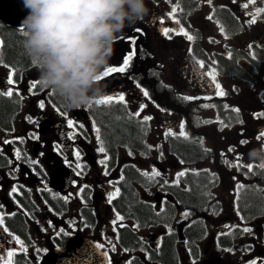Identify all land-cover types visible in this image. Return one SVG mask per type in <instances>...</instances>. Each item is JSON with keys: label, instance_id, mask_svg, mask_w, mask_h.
<instances>
[{"label": "flooded vegetation", "instance_id": "flooded-vegetation-1", "mask_svg": "<svg viewBox=\"0 0 264 264\" xmlns=\"http://www.w3.org/2000/svg\"><path fill=\"white\" fill-rule=\"evenodd\" d=\"M147 2L149 15L131 28L141 29L143 33L136 41V55L125 72L111 74L101 81L104 92L96 99L123 94L124 102L133 103L138 111L141 105H147L144 109L147 115L160 120L163 127L177 130L179 125L173 117L164 113L150 97H144L145 89L138 84L147 87L145 80L136 77L137 68L142 71L147 68L145 55L150 49L146 37L153 34L155 41L162 42L165 51H170L167 55L173 59L175 77L172 84L179 93L211 95L215 85L203 75L206 72L199 67L192 48L185 49V35L176 34L181 27L185 31V19L169 15L172 10L166 0ZM244 2L246 0H236L235 3L217 0V4L232 16L234 10L239 11L240 16L254 12L255 5L243 9ZM175 20L180 23L176 24ZM191 22L194 21L191 19ZM4 25L17 30L25 47L26 59L16 61L28 63L26 68H29L35 55L26 46L25 30L1 21L0 63L6 61L2 29L10 31ZM166 27L174 28L176 32L165 36ZM132 47L130 44L128 51L123 49V58L131 53ZM117 49L109 66H122L123 58L121 61L115 58ZM204 60L208 61L209 56L205 55ZM1 79L4 80L2 72ZM13 80L18 89L20 85V91L15 93L19 104L12 103L9 124L0 119V213L5 217V224L0 226V256L7 260V251L15 252L8 264H39L49 249L64 247L68 240L79 236L97 245L103 244L100 249L107 256V264L264 262V187L258 183L246 185L237 194L240 179L236 177L231 178L230 188L220 186L223 176L230 174L231 168L236 169L235 175L239 176L243 171L248 172L246 168L230 166L236 163L237 155L245 165L260 163L248 157L251 149L264 145V139H256L260 127L253 119L244 118L232 126L226 124L215 129L214 146H221L223 155L229 156L227 167L189 169L187 178H180V183L176 184V175L184 167L173 168L170 166L173 163L168 161L154 181L149 183L143 171L136 172L139 182L125 183L128 165H118L117 161V155L120 162L123 161L120 158L122 151H115L112 146L105 153L98 151L101 138L97 139L93 108H102V104H96L94 99L91 107L69 110L55 91L40 83L36 89H31L33 82L41 81L39 63L26 71L15 69ZM257 87L254 90L247 88L248 93L254 95L253 105L260 102L263 94L261 86ZM175 92L172 87L168 94L174 97ZM41 100L45 101L44 109L38 106ZM69 119L75 122V127H68ZM241 139H247L249 143L240 144ZM229 147H234L235 151L228 152ZM15 149L21 152L19 159L15 156ZM77 150L80 151L79 157L75 155ZM105 159L106 164H102ZM258 171L259 167H254L248 173L255 174L256 180L263 179L257 175ZM198 172L214 175V182L198 183ZM57 176L62 186L68 183L60 191L52 186V178ZM13 188L17 189L15 193ZM117 188L119 193L110 199V194ZM129 198L136 200L135 205ZM185 212L188 213L186 217ZM117 213L124 219L117 220ZM4 227L12 236L3 231ZM244 227L252 231L245 233L242 231ZM60 230L70 235L64 236ZM15 236L24 241L27 252L15 243Z\"/></svg>", "mask_w": 264, "mask_h": 264}, {"label": "clouds", "instance_id": "clouds-1", "mask_svg": "<svg viewBox=\"0 0 264 264\" xmlns=\"http://www.w3.org/2000/svg\"><path fill=\"white\" fill-rule=\"evenodd\" d=\"M26 46L37 57L42 84L69 110L103 95L97 78L128 28L149 15L147 0H23ZM264 163V145L249 151Z\"/></svg>", "mask_w": 264, "mask_h": 264}, {"label": "rangeland", "instance_id": "rangeland-1", "mask_svg": "<svg viewBox=\"0 0 264 264\" xmlns=\"http://www.w3.org/2000/svg\"><path fill=\"white\" fill-rule=\"evenodd\" d=\"M170 8H174L171 4L169 6ZM201 9L198 12V15H192V19L195 20L194 24V32H199L201 36V44L202 49H204L208 56L212 58L207 64L206 69L209 72L214 71V75H218L219 79H221V82H217L221 85V88L224 91L223 96L217 95L215 92L213 94L212 99H203L200 98L199 103H204L205 108H202L199 111V116L197 114V108L194 115V123L191 124L188 120V116L185 115L182 112L179 113H170L174 116L175 121H177L179 125V130L181 129V124H183V129L186 126H193V132L198 137L200 142L203 146L206 144L209 145V148L213 147L214 142V136H213V126L219 125L220 121L217 119L216 115L218 114L217 109H215V112L212 110L216 101H226L227 107H230L232 109H240V111L244 112L246 109V106H250L254 101V95H250L248 93V89H244L245 85H248V87L255 88L258 86H261V90L264 88V52H256L255 47L253 46V42L255 38L257 37V34L259 30H261V33L264 37V17L256 16V23L250 24L248 21L250 20L249 16H245L242 18V29L240 33L234 35V36H227L224 31H221V27L217 25L216 23H212V21L207 19V16L211 13V10L208 9V6L206 5V1L202 0L201 2ZM256 7H264V1L263 0H257ZM193 40V39H192ZM188 40V38L185 39V49L189 50V44L192 42ZM128 41V40H126ZM146 43L147 46L150 48L151 57L153 60L152 65L161 64V69L163 71L162 79L169 80L170 82H173L175 80V77L173 75V68L172 63L173 59L172 57H169L164 49V44L162 42H156L154 35L150 34L148 37H146ZM262 47L264 48V39L261 41ZM229 47H236L238 49H247L252 50V53H249L252 62L251 65L253 66V69L249 70V68L242 63L238 59L239 63V69L245 71L248 75L251 76L250 81L242 80L237 77H223L220 76L217 72L215 67L213 66L212 62L214 59H217L218 62V56H229L226 54V51L229 50ZM120 48L123 49V44L120 45ZM254 54V58H253ZM255 57L257 60H255ZM2 70L4 72L9 73L7 71V67L5 65H1ZM243 67V68H241ZM3 73V72H2ZM10 75V73H9ZM148 87H152V92L154 94H160V89L156 88L161 83V78L155 77L153 79L148 80ZM258 88V87H257ZM149 90V89H148ZM252 91V90H251ZM164 98L165 96L162 95ZM118 102V101H117ZM111 102L110 104H112ZM124 103V102H119ZM117 104V103H116ZM258 106L255 105L254 109ZM248 108V107H247ZM253 109V107H251ZM110 110L116 112L119 115L120 121H123L120 116L121 110L117 107L110 106ZM180 110H186L187 107ZM134 110V106H133ZM229 121V119H228ZM150 125V133L147 135L146 139V147L148 150V153L146 155H123V156H131L134 158L135 162L139 165V167L143 171H148L151 173L152 171V162L153 160H156L160 157H164L169 161H172L175 163L176 167H180V162L176 160L173 156L167 155L168 147H167V141H166V132H169L168 129H162L161 127L156 124L155 119H152L151 121H148ZM161 130V131H160ZM178 130V131H179ZM118 137V136H117ZM120 137V136H119ZM122 138V137H121ZM130 143H134L129 141ZM164 153L165 155H162ZM168 157V158H167ZM226 165V159H224L223 155H212L209 159H207L203 166L207 167L211 170L217 169L218 167L223 168ZM186 166V165H185ZM236 177L235 176V170L231 169L230 174H225L222 179V183L220 186H223L225 189H228L231 187L230 179ZM149 178V177H148ZM156 178V177H155ZM154 179V178H149Z\"/></svg>", "mask_w": 264, "mask_h": 264}, {"label": "snow or ice", "instance_id": "snow-or-ice-1", "mask_svg": "<svg viewBox=\"0 0 264 264\" xmlns=\"http://www.w3.org/2000/svg\"><path fill=\"white\" fill-rule=\"evenodd\" d=\"M232 2L235 3L236 0H232ZM207 3L211 5L212 4V0H207ZM256 4H257V0H246V2H244L242 4V7H243V9H249L250 5H256ZM175 12H176V9L173 8L172 9V12L169 15L174 16ZM262 13H264V7H256L255 10H254V12H248L247 15L250 17V20L248 21V23L255 24L256 23V16H258V15H260ZM207 19L211 21L213 19V15L209 14L207 16ZM161 23H163V21H161ZM175 23L176 24H179L180 21L179 20H175ZM220 30L223 31V28H221ZM136 32L138 34H143L141 29H136ZM172 32H176V30L174 28H171V27H166L164 29V35L165 36H169V33H172ZM176 34L177 35H186L189 41H191L193 39V37L191 35H188V33L184 31L183 27H181L180 30L178 32H176ZM25 35H26V33H25ZM137 38H138L137 36H128V37H126V39L133 46L131 53L129 55H127L126 57L123 58L122 66H118V67L117 66H109V67H107L104 70V72L102 73V75L97 78L98 80H103L105 77H109V76H111V74H114V73H123V72H125L129 68L130 62L132 61L133 56L136 55L135 45H136ZM169 38H171V37H169ZM121 39H125V37H121ZM228 55H229V58H231V53H229ZM253 58H254V54H253ZM198 64H199V67L201 69H203L205 67V63H204L203 60L198 61ZM214 71L215 70H213V72L203 73V75H205L206 77H209L211 79L212 83L215 85V88L218 90L216 94L219 95V96H223L225 93H224L223 89L221 88V85L219 83H216L217 77L214 75ZM7 82H8V84H13L14 83V81L12 79H9ZM37 83L42 84L41 81L33 82L31 84V89H36ZM137 86L139 87V85H137ZM12 94L13 93H12L11 90H9L6 93V95H8V96H11ZM143 95H144V97H149L148 91L147 90H143ZM183 98L185 100L191 101V100H194V99H200L201 97H192V96H186L185 95ZM211 98L212 97H210V96L203 97V99H211ZM113 101L124 102L125 101V96L123 94H121L119 96L106 95L103 98L96 99L95 100V103L96 104H106V103H111ZM38 106L41 109H44L45 108V101H43V100L39 101ZM53 106L55 107V105H53ZM88 106L91 107L92 106V103H90ZM205 106H207V105H205ZM146 107H147V105H141L140 108H139V111H137L135 113V116L139 117L140 114H141V112H143ZM161 110H163V109H161ZM57 111H59V109H57ZM235 111L238 112L239 109H235ZM61 114H63V113H61ZM258 117H264V112H260L258 114ZM29 119H31V118H29ZM143 119H144L145 122H147V121H151L153 119V117L152 116H149V115H145L143 117ZM67 124H68V127L69 128H73V127L76 126L75 125V122L72 119H69L67 121ZM79 127L80 128H83V125H79ZM183 127H184L183 124H181V129H183ZM99 131H100V129L99 128H96L97 139L98 140H100ZM75 135H76V133H73V136H75ZM165 135H175V133L169 131V132H166ZM180 135L186 137L187 136V133L184 132L183 130H181ZM33 138L38 139V137H36V136H34ZM256 139L257 140L264 139V132H261L256 137ZM5 143H11V141H5ZM248 143H249V141L247 139H241L240 140V144L246 145ZM57 148H59V145H57ZM98 151L100 153H105V151H106L105 147L103 146V141L102 140H101V145H100ZM233 151H235V148L234 147H229L228 148V152H233ZM75 155H76V157H79L80 156V151L77 150L76 153H75ZM15 156H16L17 159H19L21 157V152H20L19 149H15ZM235 161H236V163L233 164V165H230V166H235L237 168H246L248 172H252V170H253L254 167L264 168V163H259L258 165L255 164V163H249V164H246V165L243 164V163H241V157L239 155H237L235 157ZM106 162H107L106 159L101 161L102 164H106ZM227 162L228 161H226V163ZM76 167L79 168L80 165H76ZM186 174L187 173L185 171H180L179 173H177L176 179H175V183L176 184H179L180 183V177H183ZM77 175H79V173H77ZM105 175H108V173L105 172ZM143 175L146 176V177H149V178H155V177L160 176L161 173L158 170H156L155 168H153L152 171H151V173H149L148 171H145V172H143ZM165 182H167V181H165ZM242 188H244V185L242 183H240V184H238L236 186L237 194H239V191ZM12 191H13V193H15L17 191V189L16 188H13ZM118 193H119V189L117 188V189H115V192L114 193L110 194V199L113 196H115L116 194H118ZM0 208H2V206H0ZM187 215H188V213L185 212L184 213V216L186 217ZM123 219H124V217L121 216V215H119L117 213V220H123ZM241 219H243V218L241 217ZM113 223L115 224L116 221H113ZM4 224H5V217H4V215L2 213H0V226H2ZM3 231L6 232V233H8L9 236H12V233H10L8 231L7 227H4L3 228ZM60 231H61V233L64 236L70 235L69 232H64L63 230H60ZM242 231L245 232V233H249V232L252 231V229L249 228V227H244L242 229ZM13 239L15 240V243L17 245H19L21 249H23V251L27 252V248L24 247V241L21 240V238L19 236H15ZM9 243H11V241H9ZM97 247L98 248H103V244L98 243ZM14 255H15V252L13 250H9V251H7V258L8 259L5 260L3 256H0V262H2V264H8V261H10L11 258ZM250 264H256V261L253 260V261L250 262ZM262 264H264V262H262Z\"/></svg>", "mask_w": 264, "mask_h": 264}, {"label": "trees", "instance_id": "trees-1", "mask_svg": "<svg viewBox=\"0 0 264 264\" xmlns=\"http://www.w3.org/2000/svg\"><path fill=\"white\" fill-rule=\"evenodd\" d=\"M185 4L189 2H194V0H183ZM227 18L230 20L232 19L230 16L226 15ZM5 28H9L10 31H6V29H2V33L5 34V56L6 61L9 63H15L18 66L27 65L28 63H21L16 60H25L26 59V51L25 47L23 46V42L19 37V34L16 32L17 30L13 27H7L4 25ZM226 62H231L232 60L225 59ZM231 64V63H230ZM12 101L7 100L6 98L0 96V119L3 120L5 123L9 124V116L11 115ZM109 124V134L112 136L113 141H118L121 143L124 142H138L140 141L139 135L135 130V127L132 123H126L120 120H116L110 116L109 120L107 121ZM118 136V137H117ZM120 136V137H119ZM122 137V138H121ZM183 155H180L183 158L189 157H197V149L190 147L189 145H182ZM136 171L131 166L128 167L126 176H125V183L131 182L132 180L136 181ZM130 203L135 205V199L129 198ZM251 202L250 199H248ZM143 209V208H142Z\"/></svg>", "mask_w": 264, "mask_h": 264}, {"label": "water", "instance_id": "water-1", "mask_svg": "<svg viewBox=\"0 0 264 264\" xmlns=\"http://www.w3.org/2000/svg\"><path fill=\"white\" fill-rule=\"evenodd\" d=\"M27 14L28 11L23 6V0H0V20H4L7 24L22 26V20ZM53 186L59 190L64 187L60 177H53ZM81 246V242L73 240L63 256L59 257L52 251L46 256L42 264H58L62 257L65 258V262L62 264H90L89 261L85 260L87 255L76 253Z\"/></svg>", "mask_w": 264, "mask_h": 264}, {"label": "bare ground", "instance_id": "bare-ground-1", "mask_svg": "<svg viewBox=\"0 0 264 264\" xmlns=\"http://www.w3.org/2000/svg\"><path fill=\"white\" fill-rule=\"evenodd\" d=\"M248 79L251 80L250 78H248ZM261 91H262V93H263L262 95L264 96V89H262Z\"/></svg>", "mask_w": 264, "mask_h": 264}]
</instances>
